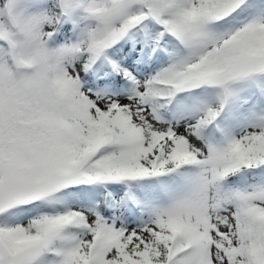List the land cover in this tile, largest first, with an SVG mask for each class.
Returning a JSON list of instances; mask_svg holds the SVG:
<instances>
[{
    "label": "snow or ice",
    "instance_id": "6c2138e0",
    "mask_svg": "<svg viewBox=\"0 0 264 264\" xmlns=\"http://www.w3.org/2000/svg\"><path fill=\"white\" fill-rule=\"evenodd\" d=\"M0 264H264V0H0Z\"/></svg>",
    "mask_w": 264,
    "mask_h": 264
}]
</instances>
